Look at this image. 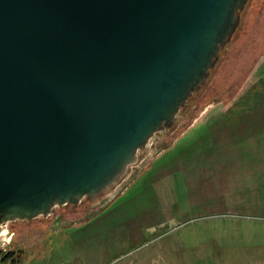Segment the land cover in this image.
<instances>
[{
  "label": "water",
  "instance_id": "obj_1",
  "mask_svg": "<svg viewBox=\"0 0 264 264\" xmlns=\"http://www.w3.org/2000/svg\"><path fill=\"white\" fill-rule=\"evenodd\" d=\"M245 0H0V222L110 186L204 84Z\"/></svg>",
  "mask_w": 264,
  "mask_h": 264
},
{
  "label": "rangeland",
  "instance_id": "obj_2",
  "mask_svg": "<svg viewBox=\"0 0 264 264\" xmlns=\"http://www.w3.org/2000/svg\"><path fill=\"white\" fill-rule=\"evenodd\" d=\"M238 13V24L218 50L207 79L179 108L173 125L154 135L106 193L8 221L0 264H82L73 247L79 233L96 234L90 239L98 250L95 264H264V215L190 211L188 197L176 196L174 180L162 189L174 174L168 169L175 167L176 154L202 141L203 133L187 126L214 97L223 96L222 87L214 93L210 82L241 76L240 60L254 51L264 30V0H245ZM117 227L125 234L122 242L107 244ZM5 252L10 254L3 258Z\"/></svg>",
  "mask_w": 264,
  "mask_h": 264
},
{
  "label": "crops",
  "instance_id": "obj_3",
  "mask_svg": "<svg viewBox=\"0 0 264 264\" xmlns=\"http://www.w3.org/2000/svg\"><path fill=\"white\" fill-rule=\"evenodd\" d=\"M246 53L240 60L242 75L210 82L214 93L222 87L223 96L214 97L200 118L187 126L203 133V142L176 154L175 167L168 169L174 176L162 189L166 191L167 180H174L176 196L188 197L190 211L264 215V30L254 51ZM119 228L107 244L122 242L125 234ZM94 236L79 233L75 240L74 251L82 264L96 263L98 250L90 243Z\"/></svg>",
  "mask_w": 264,
  "mask_h": 264
},
{
  "label": "bare ground",
  "instance_id": "obj_4",
  "mask_svg": "<svg viewBox=\"0 0 264 264\" xmlns=\"http://www.w3.org/2000/svg\"><path fill=\"white\" fill-rule=\"evenodd\" d=\"M158 132H159V131H155L154 133H151L149 136H147V138L145 139V141H144V143L142 144V146L136 148L135 159H134V161L131 162V163H134V162L140 157V153H142L145 149H147V148L149 147V144H150V142L152 141V139L154 138V135H155L156 133H158ZM158 155H159V154H158ZM147 156H148V155H147ZM110 187H111V186H107V187H105L103 190H101V191L98 192L97 194H99V193H101V194L106 193L107 191H109ZM97 194H95V195H97ZM95 195H94V196H95ZM84 197H85V194L81 195L80 197H78V199H77L76 202L82 200ZM107 197H108V196H107ZM56 206H59V205L56 204V203L52 204L50 213L53 211V209H54ZM40 215H41V214L36 215V216H40ZM8 221H10V220L5 219L4 221H1V222H0V241L4 240V238H5L6 235H7V226H6V224H7Z\"/></svg>",
  "mask_w": 264,
  "mask_h": 264
},
{
  "label": "trees",
  "instance_id": "obj_5",
  "mask_svg": "<svg viewBox=\"0 0 264 264\" xmlns=\"http://www.w3.org/2000/svg\"><path fill=\"white\" fill-rule=\"evenodd\" d=\"M10 253L5 252V254L3 255V258L7 257Z\"/></svg>",
  "mask_w": 264,
  "mask_h": 264
}]
</instances>
